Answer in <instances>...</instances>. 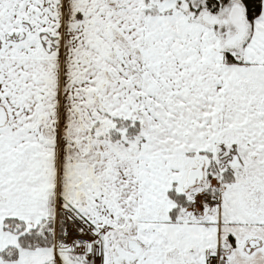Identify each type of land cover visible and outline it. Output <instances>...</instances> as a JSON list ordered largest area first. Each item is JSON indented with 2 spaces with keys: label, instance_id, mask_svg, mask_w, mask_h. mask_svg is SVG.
<instances>
[{
  "label": "snow or ice",
  "instance_id": "snow-or-ice-1",
  "mask_svg": "<svg viewBox=\"0 0 264 264\" xmlns=\"http://www.w3.org/2000/svg\"><path fill=\"white\" fill-rule=\"evenodd\" d=\"M0 264H264V0H0Z\"/></svg>",
  "mask_w": 264,
  "mask_h": 264
}]
</instances>
